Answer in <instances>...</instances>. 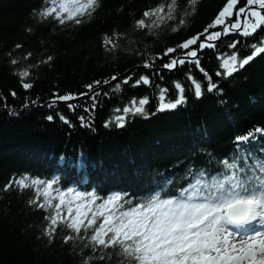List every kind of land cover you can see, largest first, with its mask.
I'll list each match as a JSON object with an SVG mask.
<instances>
[{"label": "trees", "instance_id": "trees-1", "mask_svg": "<svg viewBox=\"0 0 264 264\" xmlns=\"http://www.w3.org/2000/svg\"><path fill=\"white\" fill-rule=\"evenodd\" d=\"M167 2L169 0H100L95 14L81 25L60 26L37 15L45 6V0H0V98L6 108L14 110H0V264H83L85 259L89 264H128L126 258L112 254L110 249L101 253L93 252L91 247L85 248V241L79 238L65 244L63 236L69 231L64 227L57 228L49 243L42 236L47 224L43 218L46 213L27 203L32 196L31 190L20 191L15 186L10 191L3 190L5 184L21 174L55 178L59 181L57 186L63 188L68 187L66 178L72 181L80 176L79 165L82 170L99 171L101 162L104 166L116 167L117 172L122 167L130 173L149 170L150 165L158 164L147 160V151L152 150L156 157L160 156L159 152L166 156L182 155L187 161L194 157L191 160L194 162L190 161L184 169L169 166V176L176 172L180 177L184 176L189 166L194 170L205 168L211 176L212 172L220 170L216 161L230 158L236 150L237 135L264 127V54L258 55L231 77L220 78L215 76L218 61L212 50L203 53L202 66L212 74L222 90L220 92L208 93L199 71L192 65H185L171 74L165 70L162 80L153 72L133 71L130 73L133 79L140 74L150 75L152 87L133 88L129 84L122 85L121 90L115 92L106 88L104 90L109 95H101L90 114L83 112L82 107L70 111L61 102L51 108L44 106L42 110L27 112L36 105L48 103L53 92H84V85L94 79L121 75L141 66L144 59H151L166 47L201 31L225 0H198L195 13L176 32L171 30L175 21L154 29L155 36L146 35V30L133 29L134 20L140 18L144 10ZM178 3L180 12L187 8V0H178ZM113 31L125 33L118 40L119 48L115 53L105 51L102 46L104 35H111ZM240 39L238 50L241 55L250 54L251 49L246 47L244 38ZM251 42L249 39L248 43ZM17 44L21 47L16 48ZM221 50L227 51L226 45H222ZM29 52L32 56L24 59ZM48 55L53 57L50 64L40 63L29 69L31 75L26 82L33 86L25 90L16 70L36 65ZM11 58H16L19 63L12 65ZM165 59L157 61V65ZM188 71L205 84L199 99L187 90L190 86L185 73ZM176 80L185 85L186 103L172 111L156 112L155 86L168 87L169 98H174L173 81ZM12 92L16 95L13 96ZM145 95L150 97L146 108L154 115L147 118L130 116L122 128L114 124L104 126L105 120L115 115L114 108H122L133 96ZM32 100L38 103L24 107ZM79 103L83 105L88 101ZM57 113L65 115L72 126L60 121ZM48 115L53 116L52 121L46 119ZM81 115L90 122V127H81L78 119ZM194 135L198 140L189 145L188 140H193ZM157 146L162 148L155 153L159 149ZM244 147L259 153L264 147V136L257 134L255 140ZM190 148L194 153H190ZM54 158L59 160V171L53 166ZM66 164L75 165L61 168ZM169 176L160 174L156 181ZM89 179L86 186L76 185L75 188L96 190L101 196L112 190L126 191L111 185L105 178ZM189 180L190 177L184 176L176 187H186ZM51 211L49 209V213ZM71 235L76 236L75 233ZM101 256L104 258L100 259Z\"/></svg>", "mask_w": 264, "mask_h": 264}, {"label": "snow or ice", "instance_id": "snow-or-ice-1", "mask_svg": "<svg viewBox=\"0 0 264 264\" xmlns=\"http://www.w3.org/2000/svg\"><path fill=\"white\" fill-rule=\"evenodd\" d=\"M197 4L198 0H187V8L180 12L178 0L159 3L144 10L142 16L134 20L133 29L146 30V35L155 36L154 29L175 21L171 30L176 32L188 23L187 18L195 13ZM99 7L100 0H45V6L37 15L60 26L69 23L78 26L90 19ZM262 33L264 0H225L201 31L166 47L151 59H144L142 67L162 80L165 70L171 74L180 66L192 65L202 75L208 93L220 92L212 74L202 66L203 53L206 50L215 52L218 61L215 76L229 78L264 54ZM124 35L116 31L105 34L102 40L105 51L115 53L119 48L118 40ZM240 38H244L246 47L251 49L250 54L241 55L238 50ZM249 39L251 43H248ZM222 45H226L227 51L221 50ZM31 56L29 52L24 59ZM161 59L165 62L157 65ZM52 60L53 57L48 55L36 65L17 69L22 87L28 90L33 86L26 82L31 75L30 68L40 63L50 64ZM10 63L15 66L19 61L11 58ZM185 77L190 86L187 90L192 91L195 98H201L205 84L191 71L185 73ZM129 84L133 88L152 87L153 80L148 74H140L135 79L131 74L123 77L113 74L86 83L87 91L84 92H53L47 106L51 108L62 102L70 111L82 107L83 112L90 114L99 97L109 95L105 86L115 92ZM155 88L156 112L175 110L187 101L186 88L180 80L173 81L174 98H169L168 87L157 84ZM11 94L16 95L15 92ZM82 98L88 103L81 105ZM29 103L34 105L38 101L26 102L24 107ZM149 103L147 95L131 97L122 108L113 109L115 115L105 120L104 126L114 124L122 128L130 116L147 118L154 115L146 108ZM57 115L64 124L72 126L65 115ZM46 119L52 121L53 116L48 115ZM78 119L81 127H90L84 115ZM257 134L264 136V127L237 135L236 150L230 158L216 161L220 170L211 176L205 168L194 170L189 166L184 173L190 177L186 187L173 188L176 179L167 177L153 181L149 187L137 192L112 190L101 196L96 190L62 188L57 186L59 181L55 178L23 173L5 184L3 190L10 191L13 186L20 191L31 190L32 196L27 203L46 213L43 218L47 224L42 236L49 243L57 228L64 227L69 231L63 236L65 244L79 238L85 241V248L91 247L93 252L101 253L110 249L112 254L126 258L128 264H264V147L259 153L244 147L254 141ZM49 209L52 210L50 213ZM83 264H89V260L85 259Z\"/></svg>", "mask_w": 264, "mask_h": 264}, {"label": "bare ground", "instance_id": "bare-ground-1", "mask_svg": "<svg viewBox=\"0 0 264 264\" xmlns=\"http://www.w3.org/2000/svg\"><path fill=\"white\" fill-rule=\"evenodd\" d=\"M139 67H141V68L139 69ZM133 71H135V72L136 71L151 72L149 70L144 69L141 65V66L136 67L135 69L127 71V72H129L127 75H129ZM127 72H125L121 75H125ZM118 77H120V75H118ZM106 88H108V87L105 86L104 89H106ZM47 104L48 103H44L42 105H36L33 109L27 110V112L35 111V110H42V108L44 106H47ZM7 109L9 110V112L14 111L11 108H7ZM193 137H194L193 140H188L189 145H190V143H191V145L194 144L198 140L197 135H194ZM157 147L159 149H158V151L156 150L155 153H158L159 150H161V148H162V146H157ZM165 148L168 149L167 147H165ZM147 152L149 153L148 158H147L148 162L151 164L152 163H154V164L158 163L155 166L150 165V167H148L149 170L140 169L139 173L137 171L130 173L131 171L126 170L124 167H122V168H120V172H117L115 169L116 167H107V166H104L101 162V164L99 166V167H101V169H99V171H96V170H91V169L90 170H82V168H81L82 166L79 165V168L81 170L80 176L76 180H72V181H70L69 179L66 178V185L68 187H74V188L76 185L86 186L88 184V181H90L89 178L94 177L96 179H99V177H100L101 179L102 178L107 179L111 185H116L119 189H124L126 191H131V192H137L141 189L149 187L153 181L157 180V178L159 177L160 174H163L165 176H169V170H168L169 166H180L181 169H184L185 165L188 164L194 158V157H192L191 159H189L187 161L182 155L166 156L165 154H162L161 152H159L160 156L156 157V155H154V152L152 150H149ZM190 153H194L193 148H190ZM151 157H153V158L149 159ZM120 159L122 160L121 163L124 164L125 161H123L122 158H120ZM191 162H194V161H191ZM74 165L75 164H66L64 166H61V168L62 167L70 168ZM53 166L57 171H59V169H58L59 160L54 158ZM38 168H39V165H38ZM133 170H135V169H133ZM215 172L216 171H214L212 173L214 174ZM114 173H116V174L113 176ZM169 177H174L177 181V184H178V181L180 179L179 173H177V172L173 173ZM143 179H146V181L143 182L142 181ZM160 181H162V180H160ZM109 183H107V184L110 185ZM177 184L173 185V188H176ZM105 186H106V184H105Z\"/></svg>", "mask_w": 264, "mask_h": 264}, {"label": "water", "instance_id": "water-1", "mask_svg": "<svg viewBox=\"0 0 264 264\" xmlns=\"http://www.w3.org/2000/svg\"><path fill=\"white\" fill-rule=\"evenodd\" d=\"M141 67H139V69H140ZM129 72H127L125 75H127ZM125 75H120V77H123V76H125ZM83 99V98H82ZM74 103H75V101H74ZM62 104H64V103H62ZM41 108V107H40ZM39 108V109H40ZM0 110H4V107H3V102H2V100H1V98H0Z\"/></svg>", "mask_w": 264, "mask_h": 264}, {"label": "rangeland", "instance_id": "rangeland-1", "mask_svg": "<svg viewBox=\"0 0 264 264\" xmlns=\"http://www.w3.org/2000/svg\"><path fill=\"white\" fill-rule=\"evenodd\" d=\"M82 100H84V99H81L80 101H82ZM3 107H4V110H1V111L9 112V110L4 105H3Z\"/></svg>", "mask_w": 264, "mask_h": 264}]
</instances>
